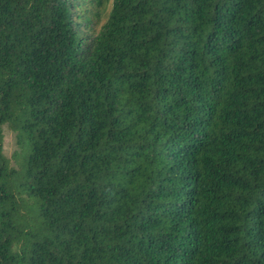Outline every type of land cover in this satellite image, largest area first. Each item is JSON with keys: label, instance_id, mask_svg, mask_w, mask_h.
Returning <instances> with one entry per match:
<instances>
[{"label": "trees", "instance_id": "obj_1", "mask_svg": "<svg viewBox=\"0 0 264 264\" xmlns=\"http://www.w3.org/2000/svg\"><path fill=\"white\" fill-rule=\"evenodd\" d=\"M0 264H264V0H0Z\"/></svg>", "mask_w": 264, "mask_h": 264}, {"label": "rangeland", "instance_id": "obj_2", "mask_svg": "<svg viewBox=\"0 0 264 264\" xmlns=\"http://www.w3.org/2000/svg\"><path fill=\"white\" fill-rule=\"evenodd\" d=\"M18 150V145L16 141L15 132L11 131L4 127L3 130V152L4 154L10 158L12 164H14V160L11 159L13 153Z\"/></svg>", "mask_w": 264, "mask_h": 264}]
</instances>
